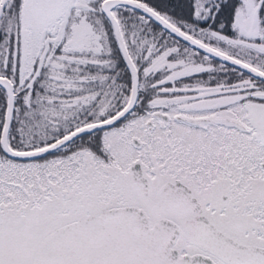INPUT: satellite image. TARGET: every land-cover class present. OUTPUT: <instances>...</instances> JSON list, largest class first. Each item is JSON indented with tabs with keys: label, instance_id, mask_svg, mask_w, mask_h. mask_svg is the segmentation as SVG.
I'll return each mask as SVG.
<instances>
[{
	"label": "snow or ice",
	"instance_id": "1",
	"mask_svg": "<svg viewBox=\"0 0 264 264\" xmlns=\"http://www.w3.org/2000/svg\"><path fill=\"white\" fill-rule=\"evenodd\" d=\"M0 264H264V0H0Z\"/></svg>",
	"mask_w": 264,
	"mask_h": 264
}]
</instances>
